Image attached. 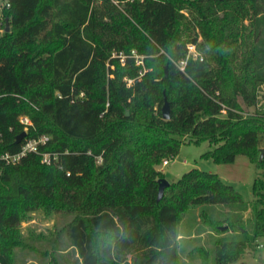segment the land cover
Returning a JSON list of instances; mask_svg holds the SVG:
<instances>
[{
    "label": "trees",
    "instance_id": "1",
    "mask_svg": "<svg viewBox=\"0 0 264 264\" xmlns=\"http://www.w3.org/2000/svg\"><path fill=\"white\" fill-rule=\"evenodd\" d=\"M1 6L0 155L19 151L27 139H49L16 163L0 159V264H28L19 257L28 243L18 225L40 207L72 217L62 231L77 255L74 263L59 255L62 263L57 249H45L51 259L43 264H182L181 222L190 208L206 205L224 210L219 218L199 212L220 234L214 252L195 249L200 264H234L259 246L264 0H4ZM22 131L27 135L17 143ZM202 142L216 162L246 154L256 165L252 217L245 218L249 204L232 184L195 167L157 200L159 166L184 143Z\"/></svg>",
    "mask_w": 264,
    "mask_h": 264
},
{
    "label": "rangeland",
    "instance_id": "2",
    "mask_svg": "<svg viewBox=\"0 0 264 264\" xmlns=\"http://www.w3.org/2000/svg\"><path fill=\"white\" fill-rule=\"evenodd\" d=\"M0 0V34L4 31L5 19L2 16V2ZM211 149L209 142L201 144L184 143L179 154L169 158L167 164H161L159 167L164 173V178L172 182L180 178L185 172L192 168L216 172L227 183L232 184L245 198L249 204L248 211L245 212V218L252 217V204L254 196L252 187L257 176L256 165L246 154L238 155L233 161L216 162L212 158L205 156ZM200 210H207L215 217L219 218L223 214L224 206L206 205L195 206L188 210L181 222L180 230L189 235L195 233L193 238H185L180 245V260L182 264H200L203 255L198 252V246H205L208 250L214 252L215 242L219 233L206 226L204 222L198 220ZM70 215L51 212L50 209L40 207L29 211L18 225V231L21 238L27 244L25 249H18L19 257L28 259V264H43V261L51 259V256L43 257L42 250L57 249L56 256L60 262H64L59 255H65L70 263H74L77 255L74 248L70 245L69 238L62 231L63 226L71 220ZM209 229L212 232H202ZM227 233L226 236H232ZM259 246L254 250H247L242 258L234 264H264V236L258 240ZM32 249V250H31Z\"/></svg>",
    "mask_w": 264,
    "mask_h": 264
},
{
    "label": "built area",
    "instance_id": "3",
    "mask_svg": "<svg viewBox=\"0 0 264 264\" xmlns=\"http://www.w3.org/2000/svg\"><path fill=\"white\" fill-rule=\"evenodd\" d=\"M7 5H9V4H7ZM189 52H190V54H193L194 57H198L199 56L198 52L196 51V46L193 45V44L189 45ZM133 53L136 54V51L134 50ZM141 57L137 55L138 63L142 62V60L140 59ZM21 121L25 122V123H31L30 118L27 117V116H23L21 118ZM3 137H4V133L0 129V142L3 140ZM48 139H49V136L47 134H43V135H41L38 138L27 139V140H25L23 142V144H22V146H21L19 151L14 152V153L9 152V151L4 152L3 154L0 155V159H3L7 163H16L24 155H26L28 152L38 151L39 144L46 143L48 141ZM43 161L44 162H49L50 161L48 153L44 154ZM167 163H168V160H165L163 162V164H167Z\"/></svg>",
    "mask_w": 264,
    "mask_h": 264
},
{
    "label": "water",
    "instance_id": "4",
    "mask_svg": "<svg viewBox=\"0 0 264 264\" xmlns=\"http://www.w3.org/2000/svg\"><path fill=\"white\" fill-rule=\"evenodd\" d=\"M10 29V22H9V18H6V31H8ZM168 76V68L166 67V77ZM162 112H163V116L164 118L168 119L170 118V113H171V107H170V103L169 101L166 99L165 103L162 107ZM127 114H129V110H127L126 112ZM27 135V131H22L18 136H17V143H20L24 137H26ZM264 156V148H262L261 151V159ZM170 181H168L166 178H160L159 180V191H158V198L157 200L160 201L162 200L163 196H164V192L167 186H169ZM221 229L225 228V226H221Z\"/></svg>",
    "mask_w": 264,
    "mask_h": 264
},
{
    "label": "crops",
    "instance_id": "5",
    "mask_svg": "<svg viewBox=\"0 0 264 264\" xmlns=\"http://www.w3.org/2000/svg\"><path fill=\"white\" fill-rule=\"evenodd\" d=\"M1 19V18H0ZM198 222L199 223H201V222H203V220L200 218L199 220H198ZM210 233V232H212L211 230H209V229H205L203 232H202V235L203 234H205V233ZM196 234L195 233H192V234H189V235H187V234H185L184 232H182L181 230H180V239H181V241L183 240V239H185V238H193L194 236H195ZM195 250V249H194Z\"/></svg>",
    "mask_w": 264,
    "mask_h": 264
}]
</instances>
